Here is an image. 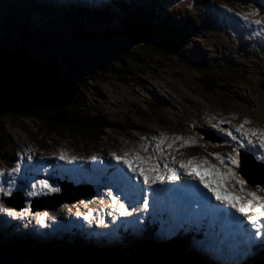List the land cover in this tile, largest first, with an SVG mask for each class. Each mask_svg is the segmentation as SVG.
Returning a JSON list of instances; mask_svg holds the SVG:
<instances>
[{"label":"rangeland","instance_id":"rangeland-1","mask_svg":"<svg viewBox=\"0 0 264 264\" xmlns=\"http://www.w3.org/2000/svg\"><path fill=\"white\" fill-rule=\"evenodd\" d=\"M217 1L220 3L226 2L224 4L242 13L249 12L250 7L257 10L262 21L260 26H263V29L253 31L249 28L253 25L258 26L255 23L251 24L253 16H249L247 21L244 20L249 23L244 28L252 31V37L264 41V16H261L264 15V7L257 0H248L249 3L246 2L243 9L237 8L236 5L240 7L241 5L236 0H233L234 4L229 0H133L137 5L144 7L145 14L149 10L150 12L155 10L156 16L162 18L163 15L173 14L175 16L178 12L182 14L188 12L189 17L198 19V21L193 20V27L189 28V42L183 47V50H178L174 54L169 53L170 56H160L161 53H157V55L152 53L157 48H153L151 44H148L149 41L146 44L134 41L135 47L126 55L128 61L125 60L122 65L119 64L121 70L113 71L111 69L109 71L110 69L104 68V70H108L106 72L101 69L104 72L97 74L96 78L98 80L86 82L85 87L80 92L84 97L80 99V104L88 110L86 111L88 117L97 116L103 121L111 123V126L93 131L88 136H76L72 132H64L63 129H49L42 121H38L34 117H22L20 113L11 111L3 121L12 141L1 146L2 150H0V168L5 169L7 174V176L0 175V179L6 181L2 186L6 190H10L11 195L8 196H12L19 189L27 194L31 189L30 184L25 185L24 177H20L18 173H8L9 169L15 167V161H11L9 157H18L19 161L17 162L22 166L28 157V152L36 156H44V153H54L55 155H52L54 158H57L61 153L69 158L73 156L84 158L83 160H73L71 163L68 160L56 159V164L53 166L56 170L54 176L59 181L64 179L74 185H90L95 191L92 197L85 198L77 203L65 200V205L62 204L57 213L63 212L61 215H67V217L70 216L69 213L74 214L78 211L84 213L85 209L88 211L89 209L83 207V205H87L86 203L90 201L97 202L100 206L104 205V210H106L107 202H110L111 199L108 196L109 192L118 198L126 197L125 186L113 171L116 169L117 164V167L125 165L114 160L109 153L123 156L125 152H128L145 158L159 156L158 163L161 167L166 159H175L179 162L180 160L187 161L191 157H196L197 161L207 159L210 164L221 167L219 162L209 153L231 154L232 149L238 147L239 141L245 145L239 149V151H244L242 153L245 156L244 159L262 168L253 159L255 155H259L262 151L259 145H248L240 133L235 132V128L245 118L251 121L246 127L264 128V46L258 47L257 53L252 50V54H245L246 52L241 50L242 39L237 36L235 31H233V34L230 33V30L233 29L231 22L223 24L222 31L209 29L208 27L212 23L217 26L219 22L224 21L226 12L233 11V9L229 11V9L219 6ZM79 2L73 1L72 4L75 8L72 9L71 3L64 5L60 0H0V25H14V20L18 15L19 19L23 17L22 24H25V15H32L34 20L32 22H38V25L44 23V26H46L44 31L50 33L47 37L53 44L48 45L46 51L53 53V51L58 50L59 46H63L73 39L79 29V23L84 22L87 29L93 33L97 32L102 22L100 23L94 19L96 15H92L91 12L97 6L105 9V6H109L108 4L114 2V0H91L88 1V4ZM202 4L205 6L201 7ZM78 12L81 15L78 18L74 17L75 20L72 21V18H70L71 20L66 18L67 14H74L75 16L78 15ZM113 14L108 17V21L114 27L119 24L120 17L119 15L116 16L114 12ZM234 19V17L231 18V20ZM42 33L44 34V32ZM21 34V31H17L13 37L20 38ZM1 36L2 30L0 29ZM65 37L71 38L66 39ZM125 44L130 46L129 43ZM189 46H192V48L190 49ZM72 47L76 50L75 44H72ZM249 47L252 48V46ZM140 51H146L149 57L146 58ZM184 51H187L190 57L185 56ZM212 59H215L214 66H217V64L222 66L223 63V71L208 63L205 70L210 74L211 83L205 85L201 81L205 82L207 75H202V72L200 74V70L204 68L205 61ZM110 62L112 61L110 60ZM262 67L263 73L260 72ZM224 72L229 73L233 78L226 76ZM65 75L62 73V77ZM224 81H227L226 84ZM77 98H74L65 107L71 106L68 109H72ZM195 98L203 104L199 102L193 107ZM213 124H217L218 127L213 128ZM221 129L225 131H221ZM226 131H231L233 135L237 136V141H233L231 137L227 136ZM161 134L166 139L162 146L163 152H158L156 142L160 139ZM173 136H180L184 140H191L194 143L188 147H180L181 142H173L171 139ZM169 144L172 146L168 147ZM250 152L253 154H250ZM89 157H99V159L89 160ZM88 162H90V165ZM27 165H29L28 162ZM56 165L61 169L60 171ZM26 166L24 165L23 169H26ZM87 166L93 171H99V175L90 178ZM108 167L111 168L109 171L107 170ZM249 167L251 166L247 162L245 168L237 170L238 175L246 181L245 191L256 192L258 196L264 197V192L257 190V185L264 186L263 171L257 169L260 176L255 179L251 177V173L247 172L250 169ZM30 170L31 168L29 172ZM217 179L219 178L217 177ZM252 183L255 185L253 186ZM52 184L59 187L60 191L58 193H61V185L57 182V179ZM66 187V190L69 191L65 194V198L70 199L68 196H75L71 194L75 193L71 191V186L66 185ZM26 189L28 190L26 191ZM223 189L234 194L238 192V188H234L227 182L224 183ZM54 194H41L30 197H38L42 201L44 196ZM1 196L4 195L0 194V203L5 204L4 206L12 208L16 212H22L24 209L28 211V215L21 218L12 217L14 224L28 220L37 224V228H41L36 222V215L40 213L49 214L47 209L50 206H44L43 203L35 207L37 209L35 212H31V207L28 206L29 202H26L27 205L23 209H17L4 201L2 202ZM55 200H58V198H55ZM158 207L159 204L157 203L150 209L151 215L154 217L152 222H155L154 224L158 230L155 238L160 240L164 236L165 233H161V230L167 231L168 237L179 233V230L176 231V229L173 230L167 227L165 216L162 213L158 214ZM109 212L117 215L113 210H106V213ZM31 214L34 216L30 217ZM182 215L185 216V213ZM4 216L3 222L4 219L9 218L6 213ZM44 220L47 225L50 224L48 215L44 217ZM5 225L6 223L2 224V226ZM209 225H211L210 228ZM212 227V224L203 221L204 234H201L197 229L194 230L195 234L187 235L192 243L188 247V251L183 253L185 263H191V258L194 256L207 264H233L238 259L247 260L248 257L253 255V251H244V246L237 245L239 243L243 245L244 241L237 242L234 240V236L232 242L230 240L232 238L229 239L214 234L210 231ZM139 228L143 231L132 228L126 229L125 227L118 228L116 231L112 229L109 230L108 237L122 240L125 231H128L131 237L144 236L143 232L146 231L142 227ZM81 229L85 232L90 231V228L87 227ZM71 230L73 229H69L67 232ZM200 236L204 237L200 238ZM20 237L27 239L23 235H13L11 238ZM164 237L166 238V236ZM1 242L3 241L1 240ZM152 242L156 241L152 240ZM141 253L146 254L144 251ZM154 259L158 260V257Z\"/></svg>","mask_w":264,"mask_h":264},{"label":"trees","instance_id":"trees-1","mask_svg":"<svg viewBox=\"0 0 264 264\" xmlns=\"http://www.w3.org/2000/svg\"><path fill=\"white\" fill-rule=\"evenodd\" d=\"M229 1L233 3V0ZM236 1L239 5H241V2L242 4L248 2V0ZM187 9L191 10L190 8ZM108 10L111 12H108ZM120 11L123 12V16L119 24L113 27L110 25L108 17L113 12ZM144 11V7L137 5L133 0H117L112 4L110 3L103 12L94 11L92 14L96 15L94 19L98 22L102 21L97 32L93 33L87 29V25L84 22L79 23V29L73 39L65 45L59 46L58 50L53 51V53L46 51L48 45L53 44L47 37L50 33L44 31L46 26L33 24L29 15H25L26 22L22 24L23 17L19 19L18 15L14 20V25H0V29L3 32L0 37V51L8 47L14 49L21 47L28 49L33 55L42 53L44 58H51V60L57 61L61 65L63 75L71 74L77 77L79 86L83 90L86 82L97 79V74L104 71L107 72L109 69V71L111 69L113 71L121 70L122 68L119 64L122 65L125 60L128 61L126 55L135 47L134 41L142 44H146L149 41L148 44H151L153 48H157L152 53L156 55L161 53L159 54L160 56L169 55V53L174 54L178 50H183V47L189 42L190 35L188 31L189 28L193 27V20L198 21V19L189 17L187 13L175 14L179 17V23L174 20L175 16L172 18L171 15L163 16L160 20L154 10L151 12L149 10L146 14ZM101 13L105 14L99 15ZM66 16L67 19L72 18V21L75 20L73 19L74 17H79L78 15L69 14ZM101 18L103 19L101 20ZM167 18L170 20H166ZM31 24L33 29L30 27ZM17 31L22 32L20 38L13 37ZM125 43H129L130 46ZM72 44H75L76 50L73 49ZM140 53H143L146 58L149 57L146 51H140ZM223 66V64L220 66L221 71H223ZM104 68H108V70H104ZM224 73L226 76H231L227 72ZM230 78L233 77L231 76ZM201 82L205 85L210 84V75L207 76L205 82ZM224 82L226 84L227 81ZM82 95L80 93L77 96V101L70 110L68 108L71 106L64 107L60 111H26L22 116H33L38 121H42L49 129H63L64 132H72L76 136H88L93 131L111 126V123L103 121L97 116L88 117L89 115L86 112L88 110L85 109L84 105L80 104V99L84 98ZM6 116L7 112L0 110V148L12 141L3 121ZM11 243L13 244H0V264H13L12 262L16 264H116L114 261L122 257L121 254H109L113 253L111 250L96 249L93 245H90L87 249H81L74 245L65 244L63 241H50L38 245L16 244L18 243L16 240H12ZM149 243L148 240H144L141 245L132 247L138 250L144 247L159 248L160 252L152 253V257L166 259L170 264H207L193 256L191 263H185L182 260L185 257L179 254L183 255V250H186L188 245L174 238L166 243ZM133 257L141 258L142 256ZM237 264H264V253L256 256L255 259L251 258L249 261Z\"/></svg>","mask_w":264,"mask_h":264},{"label":"snow or ice","instance_id":"snow-or-ice-1","mask_svg":"<svg viewBox=\"0 0 264 264\" xmlns=\"http://www.w3.org/2000/svg\"><path fill=\"white\" fill-rule=\"evenodd\" d=\"M230 11V9H229ZM259 13L255 9H251L247 13H237V15L242 16L244 20H248L249 16H257ZM253 23L260 25L262 21L256 19L252 21ZM247 118H245L241 124L235 128V132L240 133L241 137L247 141L248 145H259V148L262 150L259 155L253 157L254 161L260 165H264V128H255V127H246L250 124ZM213 128L218 127L217 124L212 125ZM221 131H225L221 129ZM226 135L231 137L233 141H237V136L233 135L231 131H226ZM143 139V138H142ZM166 137L161 134V137L156 142V149L158 152H163V144ZM173 142H181L180 147L191 146L194 141L184 140L180 136H173ZM172 145L169 144L168 147ZM245 145L238 141V147L232 149L231 154L223 155L219 152L209 153L215 160H217L221 167L212 165L207 159H200L197 161L196 157H191L187 161L180 160L179 162L172 160H165V163L161 167L158 163L159 156L151 157H141L135 153L125 152L123 156H117L109 153L114 160L122 162L128 169V171L134 174L138 178H142L143 184L152 186L157 184H175L180 182L176 188L170 189L169 191H174L178 194H183V190L186 188H194V185L190 184L188 181H181V170L185 176L189 178L190 181H198L204 189H207V192L211 194L217 202L223 207L217 208L215 205L210 203V200L205 197L203 194L197 193L198 199H189L187 206L185 208L186 222L191 226L200 225L203 227V220L200 214H195L193 210V205H199L205 214L211 213L214 216H223L224 208L234 210L235 213L240 214L242 217L241 220L235 221L236 226L240 224H245L247 228H250L251 231L246 229V244L251 246L259 242L260 245L264 246V197L258 196L256 192L245 191V179L241 178L238 175L237 170H242L247 166V161L241 158L240 148H243ZM50 155H55L54 153ZM31 159V157H29ZM57 159L68 160L69 163L76 159L83 160V157H66L65 154L61 153ZM89 160L99 159V157H89ZM178 164V167H177ZM21 170V165L19 162L16 163L15 167L8 170V173H19ZM209 172L211 174V179L205 178L204 173ZM5 169L0 168V175H4ZM217 177L219 179H217ZM130 180L131 178H121ZM227 182L231 184L234 188H238L237 193L229 192L227 190L218 191V187L223 188L224 183ZM217 185V186H214ZM132 193H135V186L132 185ZM257 190L264 192V186L257 185ZM60 191L59 187L54 186L49 183L48 179H33L31 183V190L27 192L28 196H38L41 194H51L57 193ZM143 190L141 189V192ZM0 194L4 196L11 195L10 190H6L3 186H0ZM108 196L111 198V208H114L115 212L122 217L133 216L134 213L141 211L147 212L149 209V197L147 195H141L138 199H142L143 203L140 206L137 205V200L131 201V210L126 207L125 203L121 201L120 198L112 195L111 192L108 193ZM83 203V202H81ZM87 208V205H85ZM0 211L6 213L7 216L13 218H21L28 215L27 209H24L22 212H16L12 208L5 207L0 203ZM249 212L256 213V215H248ZM47 213L37 214L35 219L36 222L44 227L45 220L44 217L47 216ZM77 216H80L81 213L78 211ZM109 215L112 220L116 219L115 215H112L109 212ZM91 210L89 209L86 213L83 214V219L91 223ZM51 219L55 220L56 216L52 215ZM97 223L103 224L104 221L102 218H97ZM184 223L176 224V228H183ZM211 225H209V228Z\"/></svg>","mask_w":264,"mask_h":264},{"label":"water","instance_id":"water-1","mask_svg":"<svg viewBox=\"0 0 264 264\" xmlns=\"http://www.w3.org/2000/svg\"><path fill=\"white\" fill-rule=\"evenodd\" d=\"M80 92L77 77L71 74L62 77L61 65L55 61L44 62L26 48L4 49L0 53V110L6 111L7 115L11 111L20 113L21 116L26 111H58L71 103ZM247 162L251 166L247 170L249 173L253 169H263V165L260 168L249 160ZM114 262L170 264L168 260L162 258L158 260L122 258Z\"/></svg>","mask_w":264,"mask_h":264},{"label":"bare ground","instance_id":"bare-ground-1","mask_svg":"<svg viewBox=\"0 0 264 264\" xmlns=\"http://www.w3.org/2000/svg\"><path fill=\"white\" fill-rule=\"evenodd\" d=\"M78 1V0H77ZM79 2V1H78ZM79 3H81V2H79ZM82 4H88V3H82ZM116 16H117V14H116ZM115 27V26H114ZM195 96V95H194ZM196 97V96H195ZM204 98V97H203ZM204 100V99H203ZM201 103V104H203L199 99H197V98H195V103H194V105H193V107H195L196 106V104H198V103ZM211 102H213V101H211ZM215 102V101H214ZM214 104V103H213ZM210 106V105H209ZM205 131V130H204ZM203 131V133H205ZM206 134V133H205ZM204 134V135H205ZM1 149V148H0ZM29 163V162H28ZM26 164H27V162L25 163V166H26ZM118 165V164H117ZM117 165H116V167H117ZM64 168V167H63ZM30 169V168H29ZM29 169H28V171H29ZM57 169L60 171L61 169L59 168V167H57ZM111 168H107V170L109 171ZM38 170V167H35V168H31V170H30V172L31 171H37ZM37 174H39L40 175V173H37ZM170 199H171V195H170ZM63 205H65L64 204V202L62 203ZM129 207H130V204H129ZM74 214H76V213H74ZM139 214V213H138ZM183 219H178V220H175V221H173V223H180L181 221H182ZM172 223V224H173ZM66 224H68V225H74V219H73V216H69V217H67V215H63V225H62V228L64 229V227H65V225ZM23 236H26V238L27 239H25L24 237H20V238H11L10 239V241H12V240H16V242H21V244H27L28 243V239L30 238V239H32V237H31V234L30 233H25ZM73 239H74V236H75V231L74 230H72V233H71V235H70ZM23 238V239H22ZM7 240V238H5L4 237V241H6ZM22 241H25V242H22ZM60 242V241H59ZM64 242V241H63ZM66 242H69V241H66ZM149 244H152V243H149ZM219 249H221V248H219Z\"/></svg>","mask_w":264,"mask_h":264},{"label":"clouds","instance_id":"clouds-1","mask_svg":"<svg viewBox=\"0 0 264 264\" xmlns=\"http://www.w3.org/2000/svg\"><path fill=\"white\" fill-rule=\"evenodd\" d=\"M9 49H11V47H10ZM12 50H16V49L12 48ZM35 56H36V55H35ZM38 56H39L40 59H42L44 62H46L47 60L52 61L51 59H45V58L42 56V53H39Z\"/></svg>","mask_w":264,"mask_h":264}]
</instances>
